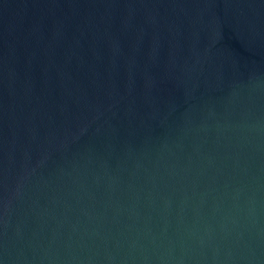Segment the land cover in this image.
<instances>
[{"label":"water","instance_id":"obj_1","mask_svg":"<svg viewBox=\"0 0 264 264\" xmlns=\"http://www.w3.org/2000/svg\"><path fill=\"white\" fill-rule=\"evenodd\" d=\"M0 264H264V0H0Z\"/></svg>","mask_w":264,"mask_h":264}]
</instances>
